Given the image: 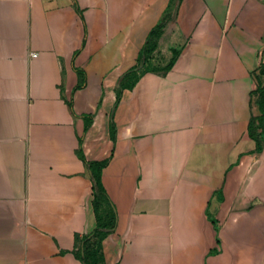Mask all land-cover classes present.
I'll list each match as a JSON object with an SVG mask.
<instances>
[{
	"label": "crops",
	"instance_id": "obj_1",
	"mask_svg": "<svg viewBox=\"0 0 264 264\" xmlns=\"http://www.w3.org/2000/svg\"><path fill=\"white\" fill-rule=\"evenodd\" d=\"M261 67L264 0H0V264L112 214L107 264H264Z\"/></svg>",
	"mask_w": 264,
	"mask_h": 264
},
{
	"label": "trees",
	"instance_id": "obj_2",
	"mask_svg": "<svg viewBox=\"0 0 264 264\" xmlns=\"http://www.w3.org/2000/svg\"><path fill=\"white\" fill-rule=\"evenodd\" d=\"M172 66V63L168 65L167 68H170ZM261 76L264 77V67H261L260 69ZM253 97L258 98L256 99V103L259 107L261 115L257 118L253 119L250 124V133L251 136L257 140L258 147L260 146V137L262 136V131L264 130V80L259 82V87L255 92H253ZM105 166V163H99L98 164V171L94 173L95 183L96 187L101 189V170ZM95 204L97 205V208H99V200L98 197L95 198ZM110 220L108 224L102 223L99 226V230L93 235L91 238H88L84 241L81 249H82V255H83V261L85 264H102L100 260V256L98 253V250L94 249H88L89 246H94L93 242L102 241L104 236L108 234V231H112L116 226V216L115 214L110 215Z\"/></svg>",
	"mask_w": 264,
	"mask_h": 264
},
{
	"label": "rangeland",
	"instance_id": "obj_3",
	"mask_svg": "<svg viewBox=\"0 0 264 264\" xmlns=\"http://www.w3.org/2000/svg\"><path fill=\"white\" fill-rule=\"evenodd\" d=\"M149 67H151V66H149ZM255 99H258V98H255ZM109 235H110V233L106 234V236H104V238L102 239L101 242L100 241L93 242L94 246L91 245L88 248L89 250L90 249L98 250V253H99V256H100V260H101L102 264H107L106 253L104 252L105 251L104 250V241Z\"/></svg>",
	"mask_w": 264,
	"mask_h": 264
}]
</instances>
